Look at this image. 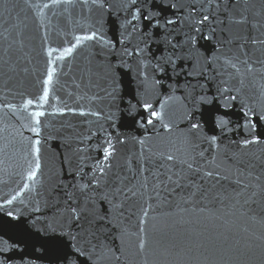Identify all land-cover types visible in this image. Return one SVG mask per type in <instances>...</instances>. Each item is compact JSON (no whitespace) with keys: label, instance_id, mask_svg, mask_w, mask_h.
Wrapping results in <instances>:
<instances>
[{"label":"water","instance_id":"1","mask_svg":"<svg viewBox=\"0 0 264 264\" xmlns=\"http://www.w3.org/2000/svg\"><path fill=\"white\" fill-rule=\"evenodd\" d=\"M0 264H264V0H0Z\"/></svg>","mask_w":264,"mask_h":264}]
</instances>
